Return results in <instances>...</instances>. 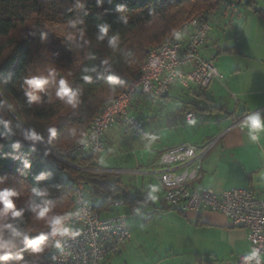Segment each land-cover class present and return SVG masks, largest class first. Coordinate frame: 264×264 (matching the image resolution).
<instances>
[{
    "label": "trees",
    "instance_id": "trees-1",
    "mask_svg": "<svg viewBox=\"0 0 264 264\" xmlns=\"http://www.w3.org/2000/svg\"><path fill=\"white\" fill-rule=\"evenodd\" d=\"M235 2L243 4L241 0H0V191H16L17 207L24 209L21 218L0 214V230L9 232L7 224L29 234L46 228L29 206L47 202L53 213L70 211L75 206L74 185L80 181L88 185V199L103 216L116 212L119 200L125 209L149 206L147 195L131 193L119 179L113 182L114 173L94 171L100 168L99 154L90 152L73 160L83 167L78 168L64 165L46 145L70 147L81 131L88 133L110 99L139 75L149 45L162 42L197 14L212 17L223 4ZM118 5L124 11H117ZM254 13L264 20V8H254ZM102 23L110 25L109 36H119L117 50L109 47L107 37L98 39L97 26ZM86 67L96 72L85 73ZM50 69L56 70L55 81L40 93L39 101L29 104L25 79L47 76ZM84 75H91V81H85ZM112 76L118 78L114 84L109 81ZM61 78L81 89L76 108L57 99ZM49 127L58 132L51 142ZM33 129L44 139L27 140ZM25 161L31 166L25 167ZM41 174L44 178L37 179ZM34 189L47 190L48 195L36 197ZM40 247L37 253L20 244L12 258L0 264H53L44 257L52 241L45 240ZM18 255L23 258L17 260Z\"/></svg>",
    "mask_w": 264,
    "mask_h": 264
},
{
    "label": "built area",
    "instance_id": "built-area-1",
    "mask_svg": "<svg viewBox=\"0 0 264 264\" xmlns=\"http://www.w3.org/2000/svg\"><path fill=\"white\" fill-rule=\"evenodd\" d=\"M211 18L199 14L177 29L184 33L182 38L169 35L148 48L139 75L131 78L128 86L114 96L92 121L87 148L78 144L66 148L46 145L49 152L64 165L83 168L73 160L90 152L101 155L106 148L105 135L116 125H121L134 138L147 137L145 123L131 111L132 102L138 94L162 97L175 84L185 89L207 88L214 79L222 80L223 76L212 60L202 55L207 36L214 29ZM254 112L263 113L262 110ZM247 115L236 118L235 125L240 126ZM186 117L189 122L194 121L196 113L188 111ZM215 144L214 140L204 145L187 143L162 152L160 169L155 172L164 190L162 202L182 212L220 213L229 219L232 226L245 228L250 249L228 264H256L255 259L245 261L244 257L253 248L260 249L264 257V198L244 188L218 193L213 188H197L193 185L203 177L202 162ZM180 167L184 168L182 172H176ZM74 191L75 206L70 211L79 212V215L73 216L68 223L80 233L79 236L61 237L53 235L47 228L29 235L35 238L40 232L46 233L45 240L52 241L53 247L44 257L53 264H103L131 240L128 221L131 216L137 215V211L125 210L124 201L119 200L115 204L118 210L103 216L89 201V189L84 181L77 182ZM57 242L62 248L56 247ZM261 264H264V260Z\"/></svg>",
    "mask_w": 264,
    "mask_h": 264
},
{
    "label": "crops",
    "instance_id": "crops-1",
    "mask_svg": "<svg viewBox=\"0 0 264 264\" xmlns=\"http://www.w3.org/2000/svg\"><path fill=\"white\" fill-rule=\"evenodd\" d=\"M257 1L255 0L250 6L244 5L254 13V8L259 7ZM235 9L241 8L236 3H231L228 15L231 14V10ZM254 15L256 17L252 20L246 18L242 22L237 21L236 27L234 21L233 23L227 21L233 30H237L235 43H233V37H227L225 32L218 36L216 28L207 36L202 55L205 59L212 60L215 66L216 63L220 65L216 68L218 71L221 68L226 74L225 82H222L223 77L222 80L214 79L207 88L192 89H185L175 84L168 94L162 97L149 95L135 97V99L143 97V101L140 107L134 110L131 106V111L145 123L147 137L141 139L143 147L136 149L141 159L140 168L137 166L122 171L140 177L139 181L133 180V182L141 190L133 192L122 182L121 184L129 191L131 190V193L142 195H147L145 189L148 184H158L161 188L158 193L159 198L151 201L146 208L156 207L157 201L164 204L162 202L164 190L155 175V172L160 169L159 159L162 152L181 144L204 145L213 140L216 144L202 162L203 177L195 181L193 185L197 188H213L218 193L232 188H244L264 198V132L259 133L260 143L253 145L248 142L247 129H241L240 126L235 125L236 118H241L251 112L262 110L261 115H264V20L255 13ZM233 35L236 33L233 32ZM225 49H232V51L224 52ZM227 57L233 59H228L229 62L223 63V58ZM150 97L153 102L150 101ZM191 110L196 113L194 121L198 122L190 133L191 138L176 140L168 144L167 140L172 137L173 133H182L187 130V124L194 122H189L186 117L187 112ZM122 131L130 135L121 125H116L107 132L106 143L111 144L112 140L113 142L122 141L119 135ZM105 162L106 159L103 160V163ZM183 169L177 168L176 172H182ZM105 170L114 171L116 169L109 167ZM182 213L187 218L193 219L196 226L209 227L228 238L230 246L236 250L234 258L229 262L248 253L250 243L247 230L232 226L225 215L211 211Z\"/></svg>",
    "mask_w": 264,
    "mask_h": 264
},
{
    "label": "rangeland",
    "instance_id": "rangeland-1",
    "mask_svg": "<svg viewBox=\"0 0 264 264\" xmlns=\"http://www.w3.org/2000/svg\"><path fill=\"white\" fill-rule=\"evenodd\" d=\"M241 1L243 4L235 2L241 9L231 10V14L228 15L231 3H229L230 5L225 3L211 18L217 35H223L225 32L227 37H233V43H235L238 33L227 21L231 23L234 21L236 27L237 21L242 22L246 18L252 20L253 17H256L250 8L245 7L244 3L247 0ZM257 2L259 7H264V0ZM239 12L241 13L239 14ZM199 14L209 16L206 13ZM231 15L233 16L231 17ZM233 32L236 35H233ZM150 46L147 47L146 53ZM223 59V63H227L230 61L228 59L233 58ZM216 66L220 67L218 63ZM219 72L224 77L222 82H225L226 74L221 68H219ZM142 98L138 97V101L137 99L133 100L131 105L133 110L140 107ZM150 101L153 102L151 97ZM199 115L203 114L199 113ZM196 123L198 124L196 121L187 124V130L182 133H173L172 137L167 140L168 144L174 143L176 140L190 139V133L194 130ZM119 135L122 141L113 142L112 140L111 144L106 143L105 151L100 155V168H96L94 171L113 172V182L120 179L133 192H138L141 188L133 180L139 181L140 177L132 176L129 172L122 170L137 166L140 168L141 159L139 153H136V149H141L143 143L141 139H134L132 136L124 134L123 131ZM104 159H106L105 163H103ZM109 167L116 170H105ZM128 222L132 232L131 240L124 244L121 250L109 258L105 264H228L236 254V250L230 246L228 238H225L220 232L206 226H196L193 219L179 214L159 201H157L156 207L139 208L137 215L131 216ZM43 229L45 228L39 230Z\"/></svg>",
    "mask_w": 264,
    "mask_h": 264
},
{
    "label": "clouds",
    "instance_id": "clouds-1",
    "mask_svg": "<svg viewBox=\"0 0 264 264\" xmlns=\"http://www.w3.org/2000/svg\"><path fill=\"white\" fill-rule=\"evenodd\" d=\"M99 2V0H98ZM117 11H124L123 6L118 5L116 8ZM99 28L98 39L103 41L106 37L108 38L109 47L114 51L118 49L119 36H109L110 25L107 23H102L97 26ZM172 36H175L177 39L182 38L184 35L183 32L178 30H173L171 33ZM131 55V53H127ZM85 73L96 72V69L93 68H84ZM56 79V70L50 69L47 76H32L24 81V86L26 87V95L28 97V102L31 104L34 101L40 100V93L46 92L48 85L55 81ZM83 79L85 81H91V75H84ZM118 80L117 77H109L111 83H116ZM82 91L79 88H73L67 79L61 78L58 82L56 88V97L57 99L67 108H76L81 102ZM5 125H8V122H4ZM241 129H247L248 133V142L255 145L260 143V132H264V115H261L259 112H252L247 115L240 124ZM49 142L55 137H57L58 132L56 127H49L47 129ZM26 139L32 142H39L44 139V137L38 134L35 129L31 131L30 134L26 135ZM74 143L78 145H84L87 148L89 143V134L81 131L74 139ZM25 167H30V163L25 161ZM44 175L41 174L37 179H43ZM161 191V188L158 184H148L146 186L145 192L147 193V199L151 201L158 200V193ZM33 195L40 197L41 199L48 195L47 190L34 189ZM18 196V193L14 190H3L0 191V214L11 215L14 218H21L24 215V209L18 208L15 202V199ZM30 211L35 214V219L43 221L44 225L53 235H60L61 237H71L76 238L80 235L79 232L74 231L72 226L68 221L73 216H78L79 212L67 211L63 213H53L52 207L47 203H35L33 202L30 206ZM139 211V209H136ZM6 229H9V232L0 230V261L7 262L12 258V251L18 247L20 244L26 245L28 248H31L33 252H41V244L46 239V233L40 232L39 235L32 238L28 232H20L12 224H7L4 226ZM57 248H62L60 242L56 243ZM17 260L22 259V255L15 257ZM255 259L256 264H261V261L264 260L261 256L260 249L253 248L250 250L249 254L244 257L245 261Z\"/></svg>",
    "mask_w": 264,
    "mask_h": 264
}]
</instances>
